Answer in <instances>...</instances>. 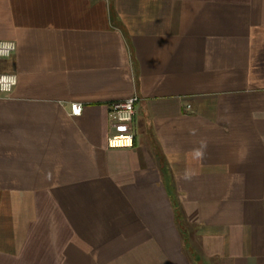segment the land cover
<instances>
[{"label":"crops","instance_id":"obj_1","mask_svg":"<svg viewBox=\"0 0 264 264\" xmlns=\"http://www.w3.org/2000/svg\"><path fill=\"white\" fill-rule=\"evenodd\" d=\"M0 40V264H264V0H0Z\"/></svg>","mask_w":264,"mask_h":264},{"label":"built area","instance_id":"obj_2","mask_svg":"<svg viewBox=\"0 0 264 264\" xmlns=\"http://www.w3.org/2000/svg\"><path fill=\"white\" fill-rule=\"evenodd\" d=\"M16 49V44L12 40H0V59L10 56ZM17 82L15 73L0 72V94L9 95ZM136 96H130L126 99L114 101L109 104L108 117L113 134L108 140V144L131 145L133 139V119L135 114ZM82 111V105L78 102H72L69 106V114L78 116ZM120 141V143H113Z\"/></svg>","mask_w":264,"mask_h":264},{"label":"bare ground","instance_id":"obj_3","mask_svg":"<svg viewBox=\"0 0 264 264\" xmlns=\"http://www.w3.org/2000/svg\"><path fill=\"white\" fill-rule=\"evenodd\" d=\"M113 143H120V141H116V142H113Z\"/></svg>","mask_w":264,"mask_h":264}]
</instances>
